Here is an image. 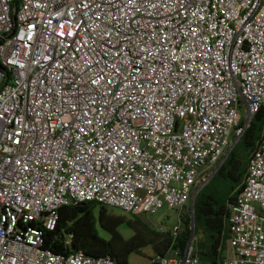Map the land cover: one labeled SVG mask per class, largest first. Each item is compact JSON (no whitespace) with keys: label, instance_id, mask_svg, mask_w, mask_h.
I'll list each match as a JSON object with an SVG mask.
<instances>
[{"label":"built area","instance_id":"obj_1","mask_svg":"<svg viewBox=\"0 0 264 264\" xmlns=\"http://www.w3.org/2000/svg\"><path fill=\"white\" fill-rule=\"evenodd\" d=\"M259 113L264 0H0V264H131L48 247L60 208H184ZM226 225L264 264V135Z\"/></svg>","mask_w":264,"mask_h":264},{"label":"trees","instance_id":"obj_2","mask_svg":"<svg viewBox=\"0 0 264 264\" xmlns=\"http://www.w3.org/2000/svg\"><path fill=\"white\" fill-rule=\"evenodd\" d=\"M263 135L264 119L259 113L240 135V141H243L241 150L234 146L217 169L216 175L221 176L220 181L226 178L233 181L228 185L225 197L218 198L220 192L212 186L213 183L209 185V191L201 189L196 195L195 232L201 233L203 240L197 242L195 254L205 264L223 262L228 239V202L233 201L240 191L249 156ZM96 205H99L97 215L94 212ZM121 220L122 217L114 214L107 206L94 201L63 206L59 210L56 230L46 238L47 246L56 252L81 251L92 257L111 256L119 263H128L132 252L149 245L155 254L164 255L171 247L184 253L191 239L192 218L188 214L181 218L182 227L177 235L170 231L156 230L141 219H136L141 225L134 227L132 237L124 238L117 228ZM101 230L106 231L108 236H103Z\"/></svg>","mask_w":264,"mask_h":264},{"label":"rangeland","instance_id":"obj_3","mask_svg":"<svg viewBox=\"0 0 264 264\" xmlns=\"http://www.w3.org/2000/svg\"><path fill=\"white\" fill-rule=\"evenodd\" d=\"M240 113L242 115L241 122L243 121L242 124L244 125L245 124L244 120L246 118L244 107H240ZM229 141H230V147L235 143L234 146H236L238 150H241V147L243 146V143H242L243 141L242 140L240 141V136H238L235 133L234 127L231 129ZM243 159H245V155L243 156ZM217 167L218 166L215 165L211 169L207 170V174L210 178L205 183L202 189H204L206 192L209 191V188H210L209 185L213 183L212 186H214L216 189L219 190L220 195H218V198L221 199L222 196L225 197V194L228 193L227 192L229 190L228 185L232 184L233 181L231 178H226L223 181H220L221 176L219 174L216 175ZM214 175L216 176L214 177V179H212ZM192 198L193 197L190 198V201ZM107 207L114 214L122 217V220L118 224L117 228L121 232L124 238L132 237L134 234V227L135 226L138 227L139 225H141L138 221H135L136 219H141L142 221L146 222L147 224H149L152 228H155L156 230L170 231L171 233H173L177 226H179V229L182 227L180 220L183 216H185L186 214L191 216V202L189 205L185 206L184 208L172 209V208H168L166 205H163L162 207L157 209L154 213H140V214H133V213L127 212L115 206H107ZM98 210H99V205H96V207L94 208V212L96 215L98 213ZM198 233H199L198 231L194 232L195 239L193 241V249L195 251H196L197 242L200 240H203V235L201 233L199 234ZM101 234L103 236H108L107 232L103 230H101ZM154 254H155V251L152 246L149 245V246L143 247L139 251L132 252L129 255V263L131 264H150L149 259Z\"/></svg>","mask_w":264,"mask_h":264},{"label":"water","instance_id":"obj_4","mask_svg":"<svg viewBox=\"0 0 264 264\" xmlns=\"http://www.w3.org/2000/svg\"><path fill=\"white\" fill-rule=\"evenodd\" d=\"M235 143L229 148L227 154L231 151V149L234 147ZM226 154V156H227ZM225 156V157H226ZM220 165H218L217 169L219 168ZM196 196H193L191 199V218H192V226H191V240L194 238V232H195V222H194V202H195Z\"/></svg>","mask_w":264,"mask_h":264},{"label":"snow or ice","instance_id":"obj_5","mask_svg":"<svg viewBox=\"0 0 264 264\" xmlns=\"http://www.w3.org/2000/svg\"><path fill=\"white\" fill-rule=\"evenodd\" d=\"M68 35H72V33H71V32H69V33H68Z\"/></svg>","mask_w":264,"mask_h":264},{"label":"crops","instance_id":"obj_6","mask_svg":"<svg viewBox=\"0 0 264 264\" xmlns=\"http://www.w3.org/2000/svg\"><path fill=\"white\" fill-rule=\"evenodd\" d=\"M195 238H193V241H194Z\"/></svg>","mask_w":264,"mask_h":264}]
</instances>
